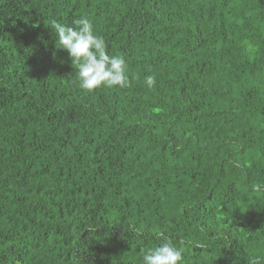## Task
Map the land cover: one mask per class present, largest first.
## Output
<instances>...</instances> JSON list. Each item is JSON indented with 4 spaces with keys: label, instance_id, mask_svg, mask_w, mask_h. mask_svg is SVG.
Segmentation results:
<instances>
[{
    "label": "trees",
    "instance_id": "1",
    "mask_svg": "<svg viewBox=\"0 0 264 264\" xmlns=\"http://www.w3.org/2000/svg\"><path fill=\"white\" fill-rule=\"evenodd\" d=\"M82 15L127 87H79L50 27ZM166 241L264 264V0H0V264Z\"/></svg>",
    "mask_w": 264,
    "mask_h": 264
},
{
    "label": "clouds",
    "instance_id": "2",
    "mask_svg": "<svg viewBox=\"0 0 264 264\" xmlns=\"http://www.w3.org/2000/svg\"><path fill=\"white\" fill-rule=\"evenodd\" d=\"M73 25L52 20L50 28L58 37L59 48L68 52L78 69L79 87L89 91L101 86L127 87L129 77L125 59L108 54L104 39L94 31L93 22L82 15L73 21ZM146 83L152 87L155 78L148 76ZM182 261L183 249L166 241L145 251L141 264H182ZM252 264H258V260L254 259Z\"/></svg>",
    "mask_w": 264,
    "mask_h": 264
}]
</instances>
